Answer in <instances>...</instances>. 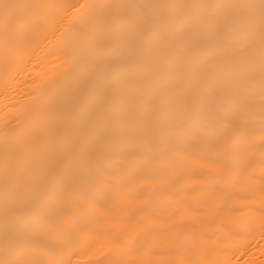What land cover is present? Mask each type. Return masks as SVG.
Instances as JSON below:
<instances>
[{"label":"bare ground","instance_id":"6f19581e","mask_svg":"<svg viewBox=\"0 0 264 264\" xmlns=\"http://www.w3.org/2000/svg\"><path fill=\"white\" fill-rule=\"evenodd\" d=\"M0 264H264V0H0Z\"/></svg>","mask_w":264,"mask_h":264}]
</instances>
